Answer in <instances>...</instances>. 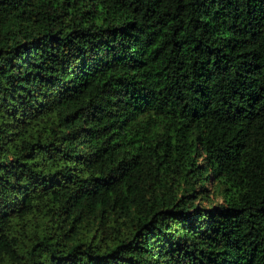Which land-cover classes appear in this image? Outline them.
Here are the masks:
<instances>
[{
  "label": "trees",
  "instance_id": "obj_1",
  "mask_svg": "<svg viewBox=\"0 0 264 264\" xmlns=\"http://www.w3.org/2000/svg\"><path fill=\"white\" fill-rule=\"evenodd\" d=\"M0 264H264V0H0Z\"/></svg>",
  "mask_w": 264,
  "mask_h": 264
}]
</instances>
